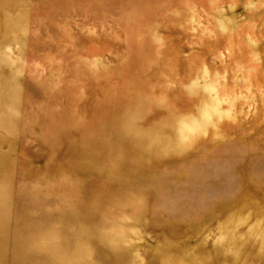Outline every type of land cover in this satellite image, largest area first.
I'll list each match as a JSON object with an SVG mask.
<instances>
[{"label": "rangeland", "instance_id": "1", "mask_svg": "<svg viewBox=\"0 0 264 264\" xmlns=\"http://www.w3.org/2000/svg\"><path fill=\"white\" fill-rule=\"evenodd\" d=\"M0 264H264V0H0Z\"/></svg>", "mask_w": 264, "mask_h": 264}]
</instances>
